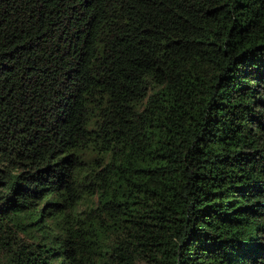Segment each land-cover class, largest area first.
Listing matches in <instances>:
<instances>
[{"label": "trees", "instance_id": "16d2710c", "mask_svg": "<svg viewBox=\"0 0 264 264\" xmlns=\"http://www.w3.org/2000/svg\"><path fill=\"white\" fill-rule=\"evenodd\" d=\"M0 264H264V0H0Z\"/></svg>", "mask_w": 264, "mask_h": 264}]
</instances>
